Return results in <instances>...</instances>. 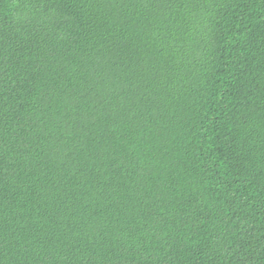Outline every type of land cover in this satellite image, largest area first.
Returning a JSON list of instances; mask_svg holds the SVG:
<instances>
[{
	"label": "trees",
	"instance_id": "obj_1",
	"mask_svg": "<svg viewBox=\"0 0 264 264\" xmlns=\"http://www.w3.org/2000/svg\"><path fill=\"white\" fill-rule=\"evenodd\" d=\"M0 264H264V0H0Z\"/></svg>",
	"mask_w": 264,
	"mask_h": 264
}]
</instances>
